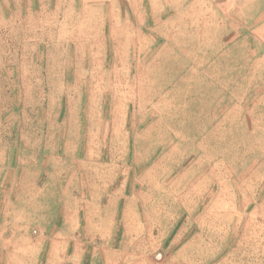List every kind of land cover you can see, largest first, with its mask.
<instances>
[{
  "label": "rangeland",
  "instance_id": "obj_1",
  "mask_svg": "<svg viewBox=\"0 0 264 264\" xmlns=\"http://www.w3.org/2000/svg\"><path fill=\"white\" fill-rule=\"evenodd\" d=\"M2 189L0 264H264V0H0Z\"/></svg>",
  "mask_w": 264,
  "mask_h": 264
},
{
  "label": "crops",
  "instance_id": "obj_2",
  "mask_svg": "<svg viewBox=\"0 0 264 264\" xmlns=\"http://www.w3.org/2000/svg\"><path fill=\"white\" fill-rule=\"evenodd\" d=\"M0 196H11V193L5 189H2V193ZM77 197V195H76ZM15 208L21 212V213H36L35 208H32L31 206L23 207L20 209L18 206L15 205ZM13 210V220L9 223L8 227L5 229L7 230H13L11 233V236L7 243H9L11 246H13L11 255L9 256V259L11 261H32V264H35L36 262V255L34 252L30 253L29 249H27L25 252H19V249L17 246L21 244L25 245H34L36 242L39 244L45 245V250H42L43 252H40L38 255L39 260H60V262L63 264V261H66L69 258V255L67 253H59V254H53L52 252L48 250H52L54 246L60 245V246H68V245H76V246H83L86 243L90 242L88 238L79 236L77 231L83 228L84 219L83 217H79L75 215V219L71 220V228H75V234L68 236L67 234H64L62 231L63 228H67V217L66 214L68 212H74L75 214L78 213V209H70L65 207L64 204H56V205H44L43 210L41 213H44L45 219L47 222L41 224H35V221H33V216H28L27 220L20 221L14 219V206L12 207ZM82 211V209H80ZM17 212V211H16ZM18 213V212H17ZM54 213V219L51 216V214ZM65 213V215H64ZM48 216H47V215ZM31 218V219H30ZM57 229L59 230L57 232ZM57 232V233H56ZM41 234V235H40ZM15 246V248H14ZM75 257H77V261L79 264H85L86 256L84 252L81 253H75ZM7 259V255H6ZM81 261V262H80Z\"/></svg>",
  "mask_w": 264,
  "mask_h": 264
}]
</instances>
